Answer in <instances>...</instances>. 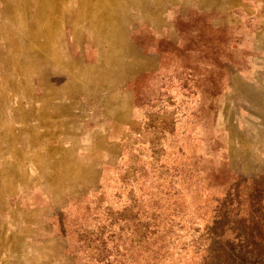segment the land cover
Here are the masks:
<instances>
[{"label":"rangeland","instance_id":"obj_1","mask_svg":"<svg viewBox=\"0 0 264 264\" xmlns=\"http://www.w3.org/2000/svg\"><path fill=\"white\" fill-rule=\"evenodd\" d=\"M252 182L264 0H0V264H243Z\"/></svg>","mask_w":264,"mask_h":264},{"label":"trees","instance_id":"obj_2","mask_svg":"<svg viewBox=\"0 0 264 264\" xmlns=\"http://www.w3.org/2000/svg\"><path fill=\"white\" fill-rule=\"evenodd\" d=\"M198 19L199 21H202V26L205 30H207V33H211L208 24H205L203 21L204 18L199 16ZM172 47V49L177 50V48H174V45H172ZM177 51L178 54L180 51L183 56L188 54L186 62L185 59H182L183 62L180 66V70H189L190 75L192 70L197 69L198 67L200 68V51H197L196 48L192 47L190 50L181 48ZM241 183L245 182L235 181L233 184H235V188L237 189ZM251 186L252 187H249V189L251 191L254 190L257 195L252 194V198L249 196L244 200V202L230 199L229 203L232 207L228 212H225L223 219L224 225L226 227L227 225L230 226L228 231L234 233V238L240 240L241 243H243L242 247L244 250V255L241 260L242 263L264 264V189L262 188L261 183L252 182ZM237 196L238 195H236V197ZM163 227H166L165 223ZM163 230L166 231L167 229L162 228L160 230L157 228L156 231L161 232ZM154 233L155 232H153V234ZM151 234L152 232L149 235ZM114 247L117 248V243L114 245ZM102 260L106 261L105 254L102 257Z\"/></svg>","mask_w":264,"mask_h":264}]
</instances>
